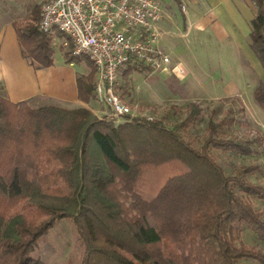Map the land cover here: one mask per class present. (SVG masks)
Segmentation results:
<instances>
[{
	"label": "trees",
	"instance_id": "1",
	"mask_svg": "<svg viewBox=\"0 0 264 264\" xmlns=\"http://www.w3.org/2000/svg\"><path fill=\"white\" fill-rule=\"evenodd\" d=\"M251 2L249 46L264 71V0ZM39 11L35 4L27 18L12 20L21 53L35 68L53 63ZM63 58L82 60L71 44ZM83 59L89 70L76 77L77 97L88 102L95 66ZM253 97L264 108V80ZM186 111L177 126L201 115L195 102ZM220 123L207 122L197 147L157 119L115 123L83 105L32 106L0 90V264H43L29 254L67 217L83 241L80 264H238L241 258L264 264V251L240 239L244 225L264 239V218L248 198L264 199V186L227 175L211 155L210 147L249 151L218 135ZM155 173L160 184L151 188Z\"/></svg>",
	"mask_w": 264,
	"mask_h": 264
},
{
	"label": "rangeland",
	"instance_id": "2",
	"mask_svg": "<svg viewBox=\"0 0 264 264\" xmlns=\"http://www.w3.org/2000/svg\"><path fill=\"white\" fill-rule=\"evenodd\" d=\"M35 4L40 6L41 0H0V27L14 19L27 18ZM184 8L181 5L178 7L174 0H170L165 13L170 25L164 26V29L159 26L160 36L164 30L171 33V46L166 37L163 45L168 44L173 62H182L184 77L142 68L134 70L126 77L120 74L117 93L121 100L129 105L132 114H128V117L124 115L113 118L109 110L101 104H96L91 110L97 117L115 123L133 116L160 120L166 126L175 128L197 147L206 135L207 122H221L218 135L242 142L249 151L241 153L238 150L210 147L211 155L227 175L246 177L250 182L264 186V108L253 97L254 88L264 80V71L260 63L251 67L243 62L239 54L234 55L233 46L229 45L226 39L212 38L208 33L204 35L195 26L186 32L180 16V11ZM174 46L177 49L173 51ZM59 48L62 53L64 51L61 47H54L55 60L61 58ZM80 58L82 60L76 65L87 72L89 64L83 59L85 57ZM242 66L245 70L239 71ZM231 81L235 83L234 86L227 85ZM27 101L32 106L44 103L66 107L79 106L76 103H58L41 97ZM190 102L200 106V117L186 127L177 126L186 116V106ZM248 167H251L249 171L239 174ZM157 173L152 175L149 186L151 188L160 184L159 178L155 179L159 176ZM248 198L264 218V199L255 195ZM240 239L264 251V239L251 227L243 226ZM83 252L84 245L78 229L72 218L67 217L56 220L38 239L36 247L29 255L39 258L43 264H80ZM238 264L259 263L252 258H241Z\"/></svg>",
	"mask_w": 264,
	"mask_h": 264
},
{
	"label": "built area",
	"instance_id": "3",
	"mask_svg": "<svg viewBox=\"0 0 264 264\" xmlns=\"http://www.w3.org/2000/svg\"><path fill=\"white\" fill-rule=\"evenodd\" d=\"M165 13L162 0H41L38 28L49 35L52 47L65 51L71 44L74 54L91 61L94 99L120 118L132 114L117 93L126 68L185 75L160 45Z\"/></svg>",
	"mask_w": 264,
	"mask_h": 264
},
{
	"label": "crops",
	"instance_id": "4",
	"mask_svg": "<svg viewBox=\"0 0 264 264\" xmlns=\"http://www.w3.org/2000/svg\"><path fill=\"white\" fill-rule=\"evenodd\" d=\"M174 1L178 7L179 4H186V8L180 11L186 32L195 26L204 35L208 33L212 38L226 39L229 45L233 46L234 55L239 54L244 63L251 67L259 65V60L249 46L250 19L255 13V6L251 0ZM169 2L170 0H162L165 11ZM169 23L170 20L165 14L159 26L164 29V26L170 25ZM164 37L171 46V33L164 30L160 36V45L169 52L168 44L165 45L166 48L163 45ZM172 49L174 51L177 47L174 46ZM60 52L62 53L61 49ZM234 59L235 56L232 60ZM76 64L65 62L62 53L58 60L53 56V63L50 66L35 68L21 53L12 21L0 27V90L11 101H27L41 97L58 103H76L90 109L93 106L95 108V105L100 103L94 98L83 102L77 97L76 77L86 71ZM244 66L239 71L245 70ZM227 85L234 86L235 83L231 81Z\"/></svg>",
	"mask_w": 264,
	"mask_h": 264
}]
</instances>
